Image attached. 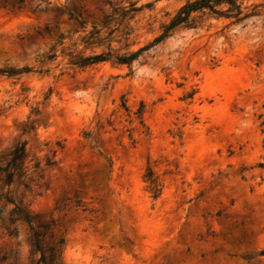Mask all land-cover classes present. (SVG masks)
<instances>
[{
  "label": "rangeland",
  "instance_id": "374dc122",
  "mask_svg": "<svg viewBox=\"0 0 264 264\" xmlns=\"http://www.w3.org/2000/svg\"><path fill=\"white\" fill-rule=\"evenodd\" d=\"M12 1L0 0V67L34 70L0 74V165L26 148L20 178L4 186L0 172V264L39 257L14 204L34 224L53 222L37 228L43 249L63 237L48 264H264V0H240L253 14L238 22L203 15L129 66L86 67L68 62L92 49L63 5L86 31L108 20L102 34L121 8L142 6L127 40L112 34L124 51L150 42L185 0Z\"/></svg>",
  "mask_w": 264,
  "mask_h": 264
},
{
  "label": "trees",
  "instance_id": "16d2710c",
  "mask_svg": "<svg viewBox=\"0 0 264 264\" xmlns=\"http://www.w3.org/2000/svg\"><path fill=\"white\" fill-rule=\"evenodd\" d=\"M7 0H2L6 2ZM46 1V0H40ZM23 3V0H14L12 5ZM142 6H137L135 1L130 2L127 6L121 8L118 11V17L116 18L117 24L109 28L105 34H102L101 30L107 26L108 20L104 19L100 27L92 26L88 31L84 29V22L80 20L79 16L73 11L69 10L66 5L62 6L61 11H65L68 14V18L75 19L80 28L75 29L72 32V35L81 31L83 34H79V41L82 44L83 48L89 47L91 50L90 53L85 54L82 51L74 52L70 50L67 52L68 62L77 67H86L102 61H112L119 64L130 65L138 56L145 50L150 47L162 42L165 38L170 36L178 28H190L196 27L203 15H211L215 17H225L233 18L234 22H238L247 16L253 14V12H244L242 9V2L240 0H185L172 14L167 22L161 25L159 33L153 37V39L134 50H129L127 48L128 43H124V51L112 46V34L117 31L120 33V39L127 40L132 29L129 24L130 19L133 17V14L140 10ZM44 32L50 33V28L47 24L43 26ZM41 33V31H38ZM59 42H62L64 38L60 33L57 35ZM71 36V35H70ZM93 48H98L99 50H93ZM54 53H49L46 58H54ZM34 70L32 66L24 65L19 68L15 67H0V74L7 76H12L14 74H20L22 72H28ZM38 71H41L40 69ZM122 105H124L122 103ZM137 117L140 118L141 108L137 111ZM26 156L25 142H21L16 145L11 152L8 154V157L3 165H0V172L4 174V186L10 185L14 179L20 178L23 173L22 164ZM54 161L46 159L45 164L50 165ZM34 167L38 166V162L33 164ZM260 166L264 167V163H260ZM144 179L148 183V189L151 192L153 197H157L160 193V184L153 175V172L150 169L146 170L144 174ZM1 196L5 198L6 201L13 203V198L5 193H1ZM2 207H0L1 211ZM11 214L16 215V217L25 220L31 232V242L34 246V249L39 252V257L34 262V264H48L50 261L57 259L62 255V244L64 242L63 237H60L55 244L49 245L47 250L43 249L41 245L40 236L45 234V231H39L37 228L42 227L47 229L49 224L53 223H41L34 224L32 218L26 213L22 212L21 209L14 204L13 208L10 210ZM11 233H15L12 228ZM259 254H264V250H261Z\"/></svg>",
  "mask_w": 264,
  "mask_h": 264
}]
</instances>
